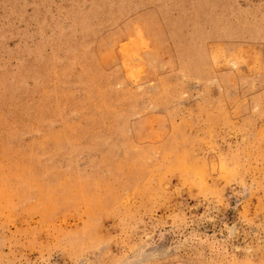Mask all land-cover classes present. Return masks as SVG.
Segmentation results:
<instances>
[{
  "label": "rangeland",
  "instance_id": "rangeland-1",
  "mask_svg": "<svg viewBox=\"0 0 264 264\" xmlns=\"http://www.w3.org/2000/svg\"><path fill=\"white\" fill-rule=\"evenodd\" d=\"M0 264H264V0H0Z\"/></svg>",
  "mask_w": 264,
  "mask_h": 264
}]
</instances>
